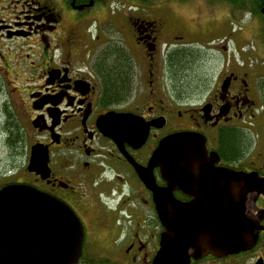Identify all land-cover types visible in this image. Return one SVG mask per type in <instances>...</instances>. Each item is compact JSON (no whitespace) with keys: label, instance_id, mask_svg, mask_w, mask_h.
<instances>
[{"label":"flooded vegetation","instance_id":"af4514ba","mask_svg":"<svg viewBox=\"0 0 264 264\" xmlns=\"http://www.w3.org/2000/svg\"><path fill=\"white\" fill-rule=\"evenodd\" d=\"M122 1L0 0V191L25 185L69 206L84 234L77 264H155L169 231L136 168L149 178L164 138L197 134L206 159L219 157L217 166L251 187L243 203L249 229L246 246L230 254L192 245L189 264H264V71L232 52L240 9L264 32V0H126L137 13L124 12ZM116 3L120 13L110 14ZM163 8L189 17H160ZM182 54L215 64L195 92L175 83ZM113 59L127 70L122 93L111 86ZM21 80L28 92L17 91ZM109 114L134 128L118 133L116 120H103ZM34 146L47 155L46 173L29 169ZM152 173L167 187L159 168ZM174 198L192 201L179 189Z\"/></svg>","mask_w":264,"mask_h":264},{"label":"water","instance_id":"95a60500","mask_svg":"<svg viewBox=\"0 0 264 264\" xmlns=\"http://www.w3.org/2000/svg\"><path fill=\"white\" fill-rule=\"evenodd\" d=\"M103 120H116L113 126L120 134L135 126H128L133 120L125 123L115 114ZM205 153L202 136L176 133L160 142L147 168L149 178L146 170L136 168L154 191L160 220L169 231L155 264H189L187 250L194 244L204 253L219 255L247 244L243 203L251 187L242 183L240 172L217 166L219 157L206 159ZM47 163V155L34 146L29 169L38 166L46 173ZM155 168L167 187L156 186ZM177 189L192 201L179 203L174 198ZM82 242V224L63 202L25 185L0 191V264H77Z\"/></svg>","mask_w":264,"mask_h":264},{"label":"rangeland","instance_id":"374dc122","mask_svg":"<svg viewBox=\"0 0 264 264\" xmlns=\"http://www.w3.org/2000/svg\"><path fill=\"white\" fill-rule=\"evenodd\" d=\"M170 1L172 0H158V4L159 6H164V4L168 5V3L173 5V1L172 3ZM125 2L126 0L122 1V6H121V9H123L124 12L129 10L130 12L137 13V11L133 10L136 9V7H130L128 3L124 4ZM152 2H150V5ZM144 4L146 3L143 2L142 5ZM118 7H119L118 3H116V6L114 4L112 5L110 4L108 5V7H106V10L110 14H119L120 9ZM139 9L141 10L142 8ZM241 10L242 9L238 11L239 12V15L237 17L238 24H236L238 25V27H233V30L235 29L234 32L239 31L238 34L236 32V36L232 44L233 57L235 59H238V62H245L250 65H254L256 68H259L260 70L264 71V32L261 30V21L258 19L254 20L252 19V17H246L245 14L241 13ZM154 12H151V10H149L148 14L151 15L154 14ZM175 12L176 11L171 12L170 9L166 10V8H163V9H159L158 12L156 13L160 17L161 16L167 17L166 14H168V17H170ZM176 13L181 16H184L185 18L189 17L187 11H177ZM119 17L122 16L119 15ZM82 25L83 24L80 22L78 29H80ZM33 60H35V58H33ZM113 61L114 59L111 61V66H113L115 69H119L118 75H120V79H121L120 80L121 82L117 81L118 82L117 85L121 86V83H123L122 81L123 78L126 77L127 80V70L121 59L116 61L115 63L116 66L113 65ZM180 63H181V67L180 69L174 71L173 77L178 89H180L184 93H186V91L195 92V90L198 89L199 84L202 81V78H204L207 74H209L215 66L214 63L210 64L209 56L205 55L202 57V54H197L194 55L193 57L191 56L189 61L188 59L181 60ZM174 65H176V60H174ZM19 84H20L19 85L20 88L17 90L18 92L25 93L29 91V85L25 81L21 80ZM194 99L198 102L200 100V98H194ZM21 122L25 131L31 134L25 122L22 120ZM2 154L3 153L0 148V157H3ZM88 191L89 189H87V192ZM113 205H115V203H113Z\"/></svg>","mask_w":264,"mask_h":264},{"label":"trees","instance_id":"16d2710c","mask_svg":"<svg viewBox=\"0 0 264 264\" xmlns=\"http://www.w3.org/2000/svg\"><path fill=\"white\" fill-rule=\"evenodd\" d=\"M186 59H188V61L190 60V57H187V55H178V56H176L175 57V59L174 60H176V65H175V68H176V70H178V69H180V67H181V60H186ZM177 60H178V63H177ZM113 65H115V64H113ZM116 66V65H115ZM111 68H114L113 66H111ZM113 71H114V75H115V77L114 78H112V88H114V89H117V92L118 93H122V92H124V91H126L127 90V88H128V80H126V77L125 78H123V83H121V86H118L117 85V83L118 82H121L120 80V75H118L119 74V69H112ZM118 81V82H117ZM225 147H226V149H228V148H231V147H233V144H231L229 141H228V139H226V141H225Z\"/></svg>","mask_w":264,"mask_h":264}]
</instances>
